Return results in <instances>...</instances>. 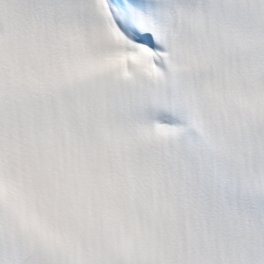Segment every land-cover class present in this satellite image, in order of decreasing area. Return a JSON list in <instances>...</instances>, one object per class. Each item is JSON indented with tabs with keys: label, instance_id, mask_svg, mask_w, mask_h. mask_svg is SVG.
Wrapping results in <instances>:
<instances>
[{
	"label": "snow or ice",
	"instance_id": "obj_1",
	"mask_svg": "<svg viewBox=\"0 0 264 264\" xmlns=\"http://www.w3.org/2000/svg\"><path fill=\"white\" fill-rule=\"evenodd\" d=\"M250 162L264 0H0V264H168Z\"/></svg>",
	"mask_w": 264,
	"mask_h": 264
},
{
	"label": "clouds",
	"instance_id": "obj_2",
	"mask_svg": "<svg viewBox=\"0 0 264 264\" xmlns=\"http://www.w3.org/2000/svg\"><path fill=\"white\" fill-rule=\"evenodd\" d=\"M211 207L178 217L161 238L168 264H264V188L248 166L246 187Z\"/></svg>",
	"mask_w": 264,
	"mask_h": 264
}]
</instances>
